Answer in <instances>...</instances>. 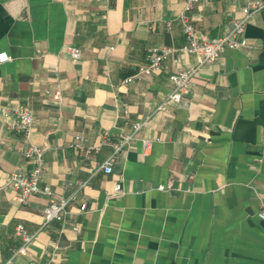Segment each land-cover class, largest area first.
I'll use <instances>...</instances> for the list:
<instances>
[{"label":"crops","instance_id":"1","mask_svg":"<svg viewBox=\"0 0 264 264\" xmlns=\"http://www.w3.org/2000/svg\"><path fill=\"white\" fill-rule=\"evenodd\" d=\"M184 3L0 0V52L11 56L0 62V105L34 113L30 138L45 148L43 182L72 197L73 212L63 233L60 221L41 229L48 196L22 203L18 191L1 188L32 165L24 135L0 114V264L22 243L18 224L38 232L30 246L38 264H264V9L246 25L249 47L224 50L193 77L188 107L160 109L173 88L169 75L198 62L180 50ZM245 3L200 0L190 14L213 39ZM155 46L175 50L161 69L123 83L149 64ZM146 119L122 149L102 142L119 144ZM143 138L152 140L146 153ZM107 160L111 173L101 169ZM170 181L173 190L156 189ZM82 203L87 211L77 215Z\"/></svg>","mask_w":264,"mask_h":264},{"label":"built area","instance_id":"2","mask_svg":"<svg viewBox=\"0 0 264 264\" xmlns=\"http://www.w3.org/2000/svg\"><path fill=\"white\" fill-rule=\"evenodd\" d=\"M200 0H185L184 8L179 14V20L182 23L186 43L180 48V50L186 53H192L198 56V62L195 66L182 69L173 72L169 75V79L173 85L172 91L168 94L165 101L160 105V109H166L168 104H176L180 107H188L190 99L188 98L190 88L193 83V77L199 72L200 69L212 64L216 61L225 50L229 47L231 49H241L249 47V40L246 36V25L251 17L259 13L264 9V0H246L243 7V15L235 18L232 21L230 29L223 35L208 39L201 36L198 28L194 25L191 17V10L194 5ZM73 58H79L81 51L79 47H69ZM175 50L171 46H155L149 51V64L147 66L140 67L139 71L130 77L123 80V83H129L135 78L140 77L142 74H153L157 70L161 69L164 62L168 59L171 53ZM11 59V56L6 52H0V62H6ZM57 70V69H56ZM54 98L61 99L60 91L53 93ZM129 107L124 105V113L128 114ZM0 114L12 118L11 127L21 132L24 135L25 146L22 149V154L32 165L30 169L20 168L12 172L5 182L1 185V188H11L18 191L16 196L17 200L22 203H28L29 198L33 194H42L48 196V203L44 206L42 211V228L49 227L53 221H60L62 226L60 232L63 233L66 226L69 223V219L73 212L69 208V203L72 197H66L65 195L55 191L48 183L43 182L44 170H45V148L41 145L34 143L31 138V132L36 125V117L34 113L26 108L17 106L0 105ZM147 119L143 121H137L133 123V131L124 135L119 144L112 143L107 136L103 137V143H110L115 146L116 151L122 149L126 144L137 139V133L146 125ZM145 153L152 145V140L143 138ZM75 145L77 147L84 146L83 135L76 136ZM96 149L95 146H87L85 148L86 153H90ZM101 169L105 173L112 172V162L110 160L105 161ZM87 182H82L80 186H86ZM156 189L162 191H171L174 189L172 181L164 184L157 185ZM121 190V185H116V191ZM87 211V203H82L78 214ZM258 216L264 220V205L258 211ZM79 229V227H76ZM16 232L22 238V243L19 247L12 251L11 256L2 264H20L17 262L19 256L27 258V264H38L31 251V244L37 237L38 232H29L23 224H18ZM58 244L55 245V248Z\"/></svg>","mask_w":264,"mask_h":264},{"label":"water","instance_id":"3","mask_svg":"<svg viewBox=\"0 0 264 264\" xmlns=\"http://www.w3.org/2000/svg\"><path fill=\"white\" fill-rule=\"evenodd\" d=\"M231 48H229V47H227V48H225V50H230Z\"/></svg>","mask_w":264,"mask_h":264}]
</instances>
